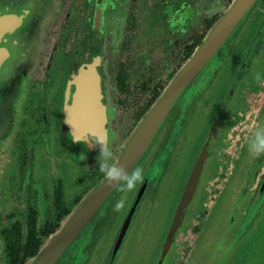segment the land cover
Here are the masks:
<instances>
[{"label": "flooded vegetation", "instance_id": "af4514ba", "mask_svg": "<svg viewBox=\"0 0 264 264\" xmlns=\"http://www.w3.org/2000/svg\"><path fill=\"white\" fill-rule=\"evenodd\" d=\"M233 1L58 0L42 52L50 71L35 74L10 151L0 157V264H22L104 178L98 157H80L99 147L73 155L62 133L81 67L98 69L104 143L114 142L110 128L117 118L132 127L144 117ZM249 11L242 36L178 116L161 171L141 196L163 239L203 156L184 224L160 264H264V153L249 150L255 133L264 131V0ZM255 96L257 106L250 102ZM177 120L158 132L154 146L166 143ZM235 132L226 158L222 151ZM186 232L190 242L176 241ZM159 251L149 264H157Z\"/></svg>", "mask_w": 264, "mask_h": 264}, {"label": "water", "instance_id": "95a60500", "mask_svg": "<svg viewBox=\"0 0 264 264\" xmlns=\"http://www.w3.org/2000/svg\"><path fill=\"white\" fill-rule=\"evenodd\" d=\"M256 0H234L218 18L201 44L193 51L185 66L175 75L158 99L141 119L131 141L114 163L144 170V181L135 190L119 192L107 186L104 179L92 188L60 223L58 229L47 237L38 252L25 264H135L150 254L149 238H143L145 222L139 224L135 238L127 234L133 224V216L141 205L145 191L147 168L156 157L153 140L163 128L172 126L180 115L175 106L179 96L224 50L222 60L228 55L236 39L242 36L249 11ZM58 0H0V156L10 151L11 136L20 114L25 81L30 75L42 46L43 32L48 25ZM264 28V17L262 22ZM256 40L258 37H255ZM257 48L251 46V50ZM251 53L246 56H251ZM253 56V55H252ZM262 56V55H261ZM211 70V73L220 66ZM98 69L85 64L79 70L76 82L78 90L72 103L64 111L63 133L68 137L71 154L87 152L105 141L106 117L100 97ZM209 79V78H208ZM23 81V83H22ZM27 83V82H26ZM192 95L186 110L195 100ZM82 105V107H76ZM175 106V107H174ZM183 112V113H184ZM182 113V114H183ZM203 156L192 166L187 182L176 205L166 234L160 243L159 260L163 262L170 250L173 234L184 223V209L196 189ZM131 201L123 218L113 206L121 197ZM157 225L155 223H152ZM157 237L155 238V242ZM145 248V249H144ZM135 260V261H134Z\"/></svg>", "mask_w": 264, "mask_h": 264}, {"label": "rangeland", "instance_id": "374dc122", "mask_svg": "<svg viewBox=\"0 0 264 264\" xmlns=\"http://www.w3.org/2000/svg\"><path fill=\"white\" fill-rule=\"evenodd\" d=\"M224 12L225 11L222 12V15L224 14ZM54 15H55V11H53V13L51 15V18H50V20L48 22V25L46 26V28H45V30L43 32V39H42L43 43H42L40 51L38 52V56H37L36 62L34 64V66L29 69L30 75L28 76L27 80L24 82L26 87H24L25 89H24L23 99L26 96V93L28 91L30 83L35 81L33 79V78L36 77L35 74L41 73V72L50 71L49 66H46V62L48 61V53H45V54L42 55V52H43V49H44V46H45V42H46V39H47V36H48V30H49V27L51 25V22H52V19H53ZM209 31H208V33H209ZM223 52H224V50L220 51V53L214 58L212 63L196 79H194L190 83L188 88L177 99L175 106L178 107L179 111H180L179 119L181 118L182 113L186 110V107H187L192 95L196 94L201 89V87L208 80V77H209V75L211 73V70H213L220 63V61L222 59ZM185 64H183L180 67L179 71L185 66ZM177 73H176V75H177ZM22 83H23V81H22ZM168 85L169 84H167L164 87V91L166 90ZM257 99H258V97H256V96L255 97H251L250 98L251 104H253L254 106H257ZM132 113H133V111H130L129 115H132ZM20 118H21V112H20V114L18 116V120H17L16 123L19 122ZM142 120H140L136 125L130 127V126L124 125L123 122H120V120L117 118V120L114 123V125L110 128V131L113 133L114 138H115L114 142H111V143L107 144L109 146V148L111 149L112 153H113L112 160H111L112 163H114L116 161V159L121 155V153L125 149L126 145H128V143L131 141V139L133 138V136H134L135 132L137 131V129H138V127H139V125H140ZM178 121L179 120H177V122L175 123L168 140L166 141V143L163 145L162 148L157 150L155 159L152 161L151 165L147 168L146 181L153 182L158 177V175H159V173L161 171V168L163 166V163H164L165 155H166L167 151L170 149V141H171V139L173 137V134L177 130ZM15 129H16V127H15ZM62 133H63V131H62ZM238 134H239L238 132H235L233 137L229 138V140L227 142V148L225 147V149L222 151L224 157H226V158L230 157V155H231V146L234 144V141H236ZM98 156H99V152H97L95 154H92V155H89V156L85 157V159H83V160L85 162H92ZM0 157H3V156L1 155ZM2 161L3 160H0V162H2ZM212 187L213 186H210L209 188L213 189ZM212 197H213V195H212ZM190 239H191V235L189 234V232H186L185 235L179 234L176 237V241L181 240V241L190 242L191 241ZM118 264H125L124 263V258H123V260L119 261Z\"/></svg>", "mask_w": 264, "mask_h": 264}, {"label": "clouds", "instance_id": "9594fccd", "mask_svg": "<svg viewBox=\"0 0 264 264\" xmlns=\"http://www.w3.org/2000/svg\"><path fill=\"white\" fill-rule=\"evenodd\" d=\"M257 80L259 81V77H257ZM98 147L99 171L104 175L108 187L124 193L135 190L138 184L143 183V168L132 166L130 170L126 171L127 165L111 162L113 153L106 143L101 141ZM249 150L257 155L264 153V131H257L255 133V138L250 143ZM80 157L85 159L83 154ZM124 206L125 198L121 197L114 204L113 210L119 212Z\"/></svg>", "mask_w": 264, "mask_h": 264}, {"label": "trees", "instance_id": "16d2710c", "mask_svg": "<svg viewBox=\"0 0 264 264\" xmlns=\"http://www.w3.org/2000/svg\"><path fill=\"white\" fill-rule=\"evenodd\" d=\"M104 179V178H103ZM102 179V180H103ZM101 180V181H102ZM100 181V182H101ZM132 195L130 194V196H125V203L128 205L129 202L131 201V197ZM78 204V203H77ZM124 206V208L121 210V214H120V219L123 218V216L126 213L127 210V206ZM147 205L144 203V200H141V205L139 210L134 214L133 216V224L131 223L130 225V230L128 231L127 237L128 238H135L136 234L139 232L138 228H139V224L141 222H145L146 225L144 227V232L141 231V235L143 238H149L150 243H148V246L146 248H150V254L148 255V257L144 260V262L142 264H149V261L154 253V251L159 247H160V243L162 241V238L159 239V234L160 232L156 231L153 227H155L154 224H152V215L155 214V211L152 212V210L147 211L146 210ZM61 216V215H60ZM65 219V218H64ZM60 222V221H59ZM61 223V222H60ZM60 223L57 224L56 228L54 229L53 232H51V234H53L59 227ZM184 224V223H183ZM182 224V225H183ZM50 234V235H51ZM49 235V236H50ZM157 237V241L155 242V238ZM47 238H44L43 241H39L40 243L35 244L34 246H32V250H30V252H28L25 255V259L23 261L22 264H25L29 259H31L39 250L40 246L45 242ZM145 249V248H144ZM169 254V253H168ZM169 256V255H168ZM135 261V260H134ZM141 261L135 262V264H140Z\"/></svg>", "mask_w": 264, "mask_h": 264}]
</instances>
